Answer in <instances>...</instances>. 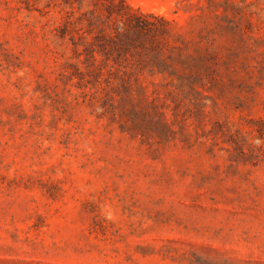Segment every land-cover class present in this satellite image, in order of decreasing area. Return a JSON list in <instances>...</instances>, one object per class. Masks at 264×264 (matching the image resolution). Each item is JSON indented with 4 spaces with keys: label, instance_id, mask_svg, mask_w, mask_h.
I'll return each mask as SVG.
<instances>
[{
    "label": "rangeland",
    "instance_id": "rangeland-1",
    "mask_svg": "<svg viewBox=\"0 0 264 264\" xmlns=\"http://www.w3.org/2000/svg\"><path fill=\"white\" fill-rule=\"evenodd\" d=\"M0 264H264V0H0Z\"/></svg>",
    "mask_w": 264,
    "mask_h": 264
}]
</instances>
